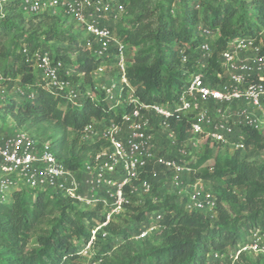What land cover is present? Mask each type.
<instances>
[{"label": "trees", "instance_id": "1", "mask_svg": "<svg viewBox=\"0 0 264 264\" xmlns=\"http://www.w3.org/2000/svg\"><path fill=\"white\" fill-rule=\"evenodd\" d=\"M118 2L127 8L136 0ZM174 2L161 0L145 21L141 14H135L131 30L125 22L116 23L118 28L123 26L118 33L114 25L113 30L122 41L125 43L124 38L129 34V42L136 47L126 68V76L136 96L146 103L170 106L184 89L198 57L197 47L201 37L196 33L197 23L201 22L219 33L208 61V78L212 83H215L214 73L219 69L217 53L228 41L246 36L264 41V0H215L209 18L203 20L195 8L189 9L185 5L183 16L174 15L171 11ZM20 3L21 0H0V78L14 84L19 81L21 86L30 83L37 87L36 95L22 96L20 100L11 95L5 100L4 111L11 116L15 128L24 129L39 140H50L57 159L67 167L79 170L85 162L84 157L73 152L65 155L60 142L32 133L30 127L38 128L42 123L52 121L58 130L68 127L73 134L79 135L92 120L118 122L122 110L111 108L101 93L94 101L84 99L80 108L71 107L37 86L39 75L32 61L26 63L23 60L21 47H26L30 53L36 49H49L63 60L66 67H72L69 62L73 63L74 69L82 72L86 80L80 83V88L84 85L93 87L91 72L102 63V59L85 48V38L78 40L75 35L63 38L61 32L53 29L41 32L36 27L25 29L23 22L27 15L22 13ZM195 4L202 8L200 2ZM12 12L13 15L10 14ZM12 17H19L20 20L15 22L10 19ZM79 30L84 32L80 27ZM7 31L13 34L4 42L2 36ZM180 51L188 56L185 62L180 60ZM71 55H75L74 60ZM70 79L76 82L72 72ZM157 122L155 120V129L158 128ZM186 123L184 118L169 120V127L179 143L186 135ZM246 135L244 149L264 153V131L247 129ZM101 143H90L94 154ZM244 149H236L230 156H213L215 148L206 147L189 162L193 168L192 180L199 177L208 181V188L216 195L214 219L202 212L185 210L175 194L165 197L166 174L161 167L147 166L142 176L151 183L152 195L158 194L154 201L158 204L148 205L147 209H160L165 225L158 244L148 242L146 239L150 236L142 240L123 236L117 246L109 242L95 248L96 264H206V253L209 251L234 247L245 242L253 230L263 229L264 156L259 163L248 161L239 157ZM208 159H212V165L202 167ZM152 169L155 170L154 175ZM139 208L141 210L135 218L143 219V206L138 205ZM95 212H98V207L81 210L70 198L58 192L28 188L13 191L7 201H0V264H74L80 255L81 243L90 235ZM112 225L110 223L106 229L117 234L116 227L112 232ZM128 232L133 231L125 230L123 233ZM251 256L257 258L253 260ZM260 257L264 258V255L242 254L236 264H264Z\"/></svg>", "mask_w": 264, "mask_h": 264}, {"label": "built area", "instance_id": "2", "mask_svg": "<svg viewBox=\"0 0 264 264\" xmlns=\"http://www.w3.org/2000/svg\"><path fill=\"white\" fill-rule=\"evenodd\" d=\"M195 8L200 9V5L195 4ZM20 9L27 16L61 11L84 31L85 48L102 59L91 72L93 87L80 88V83L70 79V68L54 56V51L36 49L30 53L21 47L23 60L32 61L39 75L40 87L75 108H80L84 99L96 100L95 88L111 108H120L122 113L118 122L95 119L83 127L84 141L102 143L92 160L79 170L57 159L50 140H39L15 127L12 132L2 134L0 201H7L15 190L28 188L58 192L81 210L98 207L102 216L94 221L88 239L79 249L80 255L90 258L87 264L97 263L95 240L97 235L108 234L106 228L115 214L133 200L140 202L144 196L156 200L151 183L142 176L147 166L161 167L166 184L185 210L216 218V195L201 179L192 180L189 162L193 160L185 159L189 155L186 145L194 150L201 149L203 142L244 149L247 129H264V41L250 36L228 41L217 53L219 69L212 83L208 78V61L219 33L197 23L196 33L201 40L196 67L177 99L170 106H163L141 101L127 79L126 68L132 53L113 30L125 14L123 4L111 0H21ZM187 59L184 51H180L181 62ZM108 65L114 74L111 79L104 78ZM171 118H184L187 122L183 143H179L169 127ZM155 120H158L156 129L164 133L161 145L157 143L155 127L152 128ZM162 219L163 212L156 210L135 237L144 239L157 230L163 231ZM242 254L264 255V228L253 230L245 242L234 247L209 251L206 264H236Z\"/></svg>", "mask_w": 264, "mask_h": 264}, {"label": "rangeland", "instance_id": "3", "mask_svg": "<svg viewBox=\"0 0 264 264\" xmlns=\"http://www.w3.org/2000/svg\"><path fill=\"white\" fill-rule=\"evenodd\" d=\"M113 3H119L118 1L121 0H111ZM161 0H136V2H134L133 4H128L127 8H125V14H122L120 16V18L118 19L117 24H121L122 22H125L128 26V28H130L129 30H131L133 28V19H134V15L136 14H141L143 16V20L145 21L146 16L149 17V13L150 12H154V9L156 7V5L160 2ZM123 2L128 3V0H123ZM200 2L202 5L201 9H196L195 3ZM197 2H193V0H175L173 6H172V13L176 16H183L184 13V5L188 6L189 9H194L196 10V13L198 14V16L202 19H207L209 18L210 14H211V9L213 6H215L216 2L215 0H199ZM187 3V4H185ZM134 12H132V11ZM14 12L10 13L11 15H13ZM11 20H14L15 22H18L20 20L19 17H12L10 18ZM30 20L29 22L27 20ZM149 19V18H148ZM152 18H150L149 20H151ZM202 19V20H203ZM115 24V23H114ZM23 25L25 27V29H32V27H36L38 28V32H41L43 29H47V30H57L59 32H61L60 34H62L63 38H68L71 35H75L76 37H78V40H82L83 38H85V34L84 32L79 30V27L72 21L70 20L65 14H63L61 11L57 12L56 14H43V15H33V16H27V19L24 18V22ZM116 26V25H115ZM120 28H123V26L121 27V25L116 26V30L120 31ZM13 34L12 31L8 32L2 36V41H7L9 39V37ZM127 38L125 37V44H126V49L129 51V53H135L136 51V47L133 46L130 42H129V38L130 35L126 34ZM83 45V44H82ZM82 48V47H81ZM84 45H83V50H84ZM72 60L75 59V55H71L70 57ZM69 64L72 66H68L71 69V72L73 74V77L75 78V81L77 83H83L86 82V80L84 79V75L82 72L77 71L76 69H74L75 67H73V63ZM114 77L113 71H111L109 69V65H108V69L107 72L105 74V79H111ZM83 81V82H82ZM20 86V87H19ZM37 86L40 87V82H37ZM35 88H37L36 86H33L32 84H28L21 86L19 84V81L16 82V84L12 82H10L9 80H2L0 78V126L1 124L6 123L7 125H9V122L11 121V116H9V114L5 113L3 105L5 104V100H7L9 98V96L13 95L14 97H17L18 100H20L19 98L22 96H27V95H36L35 92ZM41 88V87H40ZM23 91V94L20 92ZM95 94L100 95V92L97 90L95 91ZM98 97V96H97ZM152 128H154V125L152 124ZM13 127V126H12ZM31 129H29L30 132H34L36 134H38L39 136L42 137H46V138H51L53 140H56L58 142L61 143V149L62 152H64L65 155L69 156L72 152L75 155H79L84 157V163H87L89 161L92 160L93 156H94V148H92V145L90 143H92L91 141H84L81 137L82 135V131L79 133V135H75L73 134V132L68 128H63L60 127V129L58 130L55 126L54 123L52 121H47L42 123L41 125H39L38 128L36 127H30ZM155 131H157L156 134V140L157 143L159 145L162 144V141L164 140V133L162 132L161 129H155ZM264 131V129L262 130ZM4 133V131L0 130V135H2ZM73 138H75V141H73ZM165 145L166 142L164 141ZM163 143V144H164ZM183 143V142H182ZM206 147H214L215 150L213 151V156H218V154L222 155V156H230L232 154H234L236 149L230 148L228 146H213L210 143L207 142H203L202 144V148L201 149H197L194 150L193 148L191 149L189 145H186V148L189 149V155L186 156L185 159L187 158H192L191 160H194V158L197 156L198 153H202L203 150H205ZM264 153L263 152H256V151H252L248 148H245L243 151H240L239 157L240 158H244L248 161H252V162H261L263 159ZM212 165V159H208L204 162V164L202 165V167H206V166H211ZM201 167V168H202ZM198 179H200L199 177H196ZM202 184L205 187H209L210 183L208 181H204L202 180ZM171 194H174L170 187L168 186V184L166 185V190L164 191V196H169ZM154 197L157 196L158 194H153ZM178 198V197H177ZM147 199L151 200L150 198H148L147 196H144L141 198L140 202H135L134 200L132 201V203L130 205H127L123 208L122 211H120L119 213L115 214L113 216V219L111 221V223L113 224L111 226L112 228V232L113 229L116 227V230H118L119 232L117 234L111 233L110 230L108 231V234L105 236H101V235H97V239L95 240V248L97 246H104L107 243H111L113 246H117V244L120 242V240H122L123 236H127L131 239L134 240H142L140 238H136L135 236L137 235V233L139 232V228L143 225V219L147 218L148 216L152 215L156 210H160V209H151L148 210V205H156L158 204L157 202L152 201H148ZM137 200V199H136ZM178 202H180L179 198L177 200ZM222 204L228 209L229 206L226 202H224L222 199ZM138 205H142L143 206V219H136L135 216L139 214L141 208L137 209ZM135 209V210H133ZM102 216V211H98L95 212V217H94V221H98ZM141 220V221H139ZM155 223V222H153ZM125 230H131L133 231L132 233L129 234H124L123 232ZM162 231L157 230L156 232L152 233L150 235V237L148 239H146L148 242H150L152 245H157L158 241L161 237ZM82 244V243H81ZM81 246V245H80ZM114 247H112L113 249ZM251 259H256L257 256H251ZM260 260H264V258L260 257ZM90 261V258L84 255H79L78 259L75 261L74 264H87Z\"/></svg>", "mask_w": 264, "mask_h": 264}, {"label": "crops", "instance_id": "4", "mask_svg": "<svg viewBox=\"0 0 264 264\" xmlns=\"http://www.w3.org/2000/svg\"><path fill=\"white\" fill-rule=\"evenodd\" d=\"M12 126L13 125H12L11 122H9V125H7L6 123H4V124H1L0 130L4 131L3 134H6V133L12 132L14 130V126L13 127ZM0 137H1V135H0Z\"/></svg>", "mask_w": 264, "mask_h": 264}]
</instances>
